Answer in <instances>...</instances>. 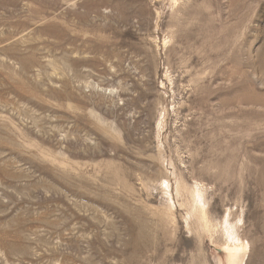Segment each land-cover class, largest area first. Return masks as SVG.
<instances>
[{
  "label": "rangeland",
  "instance_id": "obj_1",
  "mask_svg": "<svg viewBox=\"0 0 264 264\" xmlns=\"http://www.w3.org/2000/svg\"><path fill=\"white\" fill-rule=\"evenodd\" d=\"M0 38V264H264V0H0Z\"/></svg>",
  "mask_w": 264,
  "mask_h": 264
},
{
  "label": "bare ground",
  "instance_id": "obj_2",
  "mask_svg": "<svg viewBox=\"0 0 264 264\" xmlns=\"http://www.w3.org/2000/svg\"><path fill=\"white\" fill-rule=\"evenodd\" d=\"M2 1H4V0H2ZM7 1V0H6ZM9 2V1H8ZM3 3V2H2ZM1 3V4H2ZM13 3V2H12ZM11 4V3H10ZM28 5V4H27ZM2 6H3V4H2ZM9 6V5H8ZM25 6V5H24ZM5 7H6V5H5ZM15 25V24H14ZM14 29H15V27H14ZM45 31V30H44ZM37 32V31H36ZM4 33V32H3ZM2 33V34H3ZM17 33H19V31L17 32ZM21 33V32H20ZM8 36H9V34H7ZM6 36V35H5ZM1 39V38H0ZM8 39V37H6V39L5 40H7ZM20 40H21V38H20ZM23 41V40H22ZM234 249V248H233Z\"/></svg>",
  "mask_w": 264,
  "mask_h": 264
}]
</instances>
